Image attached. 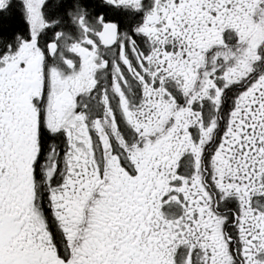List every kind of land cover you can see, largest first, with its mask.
<instances>
[{
	"label": "snow or ice",
	"instance_id": "snow-or-ice-1",
	"mask_svg": "<svg viewBox=\"0 0 264 264\" xmlns=\"http://www.w3.org/2000/svg\"><path fill=\"white\" fill-rule=\"evenodd\" d=\"M0 264H264V0H0Z\"/></svg>",
	"mask_w": 264,
	"mask_h": 264
}]
</instances>
